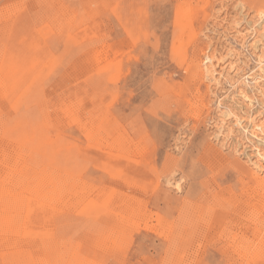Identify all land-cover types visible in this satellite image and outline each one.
Segmentation results:
<instances>
[{"label":"rangeland","instance_id":"rangeland-1","mask_svg":"<svg viewBox=\"0 0 264 264\" xmlns=\"http://www.w3.org/2000/svg\"><path fill=\"white\" fill-rule=\"evenodd\" d=\"M258 39L264 0H0V264H264Z\"/></svg>","mask_w":264,"mask_h":264},{"label":"bare ground","instance_id":"bare-ground-1","mask_svg":"<svg viewBox=\"0 0 264 264\" xmlns=\"http://www.w3.org/2000/svg\"><path fill=\"white\" fill-rule=\"evenodd\" d=\"M57 4V3H56ZM38 6V5H37ZM188 9V8H187ZM242 9H243V7H242ZM68 11V10H67ZM10 12V11H9ZM179 12V11H178ZM5 17V16H4ZM180 19V18H179ZM245 19V18H244ZM70 20V19H69ZM242 20V19H241ZM240 21V20H239ZM236 24V23H235ZM237 25V24H236ZM8 30V29H7ZM67 31V30H66ZM2 33V32H1ZM239 33V32H238ZM263 35V34H262ZM263 37V36H262ZM256 41V40H255ZM262 40H260V39H258V41L256 42L257 43V45H258V43H260V45H262V46H259L258 48H260L261 50L262 49H264V43L263 42H261ZM256 45V46H257ZM242 46V45H241ZM263 52V51H262ZM262 54H260L259 55V57H260V69H262L263 70V72H264V60L262 59ZM216 65V64H215ZM222 75V74H221ZM208 76V75H207ZM213 76V75H212ZM212 78V77H211ZM219 79V78H218ZM240 95L242 96V98H243V100L244 101H246L245 100V97L247 96V92L246 91H244V90H242L241 89V91H240ZM101 111V110H100ZM76 112V111H75ZM43 113V112H42ZM17 116V115H16ZM24 117V116H23ZM22 117V118H23ZM21 118V119H22ZM20 119V118H19ZM25 120V119H24ZM256 125V124H255ZM253 126V125H252ZM258 125H256V127H257ZM90 127V126H89ZM256 127L254 128L255 130L252 132L253 133V135L259 140V143H261V144H263L264 145V126L263 127H258V129L260 130V132L259 133H256ZM38 132V131H37ZM25 133V132H24ZM60 139V138H59ZM7 140V139H6ZM49 141V140H48ZM256 142V141H255ZM257 146H260V144L259 145H257ZM256 146V147H257ZM247 147H245V149H246ZM250 147H248V149H249ZM261 149H262V147H260ZM253 149V148H252ZM259 149V148H258ZM254 150V149H253ZM10 151V150H9ZM1 152V151H0ZM245 152V151H244ZM255 153V152H254ZM263 155V154H262ZM66 156V155H65ZM254 156H256V155H254L253 153H247V155H246V158H247V160H245L244 162H241V161H239V160H237V162H235V166H236V169L239 171V172H241V174L242 175H249V176H251V177H253V178H255V179H258V181H259V183L260 182H263L264 183V172H263V175H261V174H259L258 175V172L257 171H255L254 170V168H261V162H260V160L258 161V159L257 160H255L254 159ZM8 161V160H7ZM53 161V160H52ZM263 163H264V161H262ZM238 172V173H239ZM241 174H239V175H241ZM66 175V174H65ZM261 175V176H260ZM43 179V178H42ZM46 179H47V177H46ZM243 180V179H242ZM48 181V180H47ZM248 182V181H247ZM242 183V182H241ZM45 184V183H44ZM169 184H170V182H169ZM176 184V183H175ZM174 184V185H175ZM262 184V183H261ZM264 185V184H263ZM46 186V185H45ZM177 186V185H176ZM217 187V186H216ZM248 188V187H247ZM45 189V188H44ZM245 190V189H244ZM253 190V189H252ZM249 191H251V190H249ZM2 192V191H1ZM254 192V191H253ZM252 193V192H251ZM1 195V194H0ZM6 196V195H5ZM43 197V196H42ZM46 197H47V195H46ZM262 197V196H261ZM261 199H263V198H261ZM261 199H259V197H258V200H260L261 201ZM214 200V199H213ZM37 201V200H36ZM170 203V202H169ZM1 204V203H0ZM8 205V204H7ZM227 210V209H226ZM252 210V209H251ZM254 211V210H253ZM252 211V212H253ZM248 212V211H247ZM251 212V211H250ZM4 213V212H3ZM245 213V212H244ZM231 214V213H230ZM256 214V213H255ZM236 214H234V216H235ZM254 216V215H253ZM208 217V216H207ZM220 217V216H219ZM250 218V217H249ZM248 218V219H249ZM254 219V218H253ZM252 219V220H253ZM23 222V221H22ZM227 223V222H226ZM228 224V223H227ZM9 228V227H8ZM11 228V227H10ZM219 228V227H218ZM226 228V227H225ZM228 228V227H227ZM2 229V228H1ZM230 229V228H229ZM6 231V230H5ZM4 231V232H5ZM22 231V230H21ZM256 232V231H255ZM19 235V234H18ZM188 235V234H187ZM231 235V234H230ZM245 235V234H244ZM17 236V235H16ZM21 237V236H20ZM1 239V238H0ZM32 239V238H31ZM19 240V239H18ZM47 240V239H46ZM4 241H6V240H4ZM30 242V241H29ZM34 242V241H33ZM53 242V241H52ZM20 243V242H19ZM25 243V242H24ZM5 244V243H4ZM53 244V243H52ZM2 248V247H1ZM252 248V247H251ZM242 249V248H241ZM39 250V249H38ZM43 250V249H42ZM18 251V250H17ZM40 251V250H39ZM43 252V251H42ZM239 252V251H238ZM241 252V251H240ZM7 253V252H6ZM21 254V253H20ZM35 255V254H34ZM235 255V254H234ZM30 256V255H29ZM28 256V257H29ZM36 257V256H35ZM46 259V258H45ZM3 261V260H2ZM5 263V262H4ZM44 263V262H43ZM48 264V263H47Z\"/></svg>","mask_w":264,"mask_h":264}]
</instances>
